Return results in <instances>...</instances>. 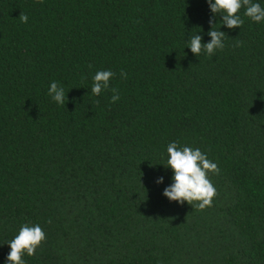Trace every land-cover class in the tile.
Segmentation results:
<instances>
[{
    "label": "trees",
    "instance_id": "1",
    "mask_svg": "<svg viewBox=\"0 0 264 264\" xmlns=\"http://www.w3.org/2000/svg\"><path fill=\"white\" fill-rule=\"evenodd\" d=\"M243 11L196 56L206 0H0V264L23 223L46 233L26 264H264V23ZM173 141L217 163L210 206L162 195Z\"/></svg>",
    "mask_w": 264,
    "mask_h": 264
},
{
    "label": "clouds",
    "instance_id": "2",
    "mask_svg": "<svg viewBox=\"0 0 264 264\" xmlns=\"http://www.w3.org/2000/svg\"><path fill=\"white\" fill-rule=\"evenodd\" d=\"M211 16L209 18L210 30L206 33L210 37L209 42H202L203 36L197 32L188 35L185 39V48L191 53L199 56L201 53L212 56L217 50L225 47L224 39L226 33L221 31V26L228 29L241 28L245 23L240 14L243 8V17H247L253 23H264V0H206ZM219 18L220 27L215 29ZM19 19L22 23L28 22V16L21 13ZM184 48V49H185ZM120 75L126 78V73L121 70ZM115 76L111 69L99 70L92 76L91 94L99 96L103 91L109 90L110 81ZM113 93L111 102L115 103L120 99L119 90L111 88ZM47 95L57 105L65 104L67 95L65 88L57 81H51ZM164 168L171 169V181L162 191V195L170 202L183 205L185 202L192 207L204 209L210 206L213 197L216 195V188L209 179V173L219 174L220 169L216 162L208 159L207 153L200 148L190 146H180L173 141L167 144L166 162L160 163ZM158 185L164 184V177L159 176L155 181ZM196 202V203H194ZM51 221H49L50 223ZM46 239V233L40 224H21L17 233L6 243L10 251L8 252L4 264H26L25 256L35 255L37 248Z\"/></svg>",
    "mask_w": 264,
    "mask_h": 264
}]
</instances>
